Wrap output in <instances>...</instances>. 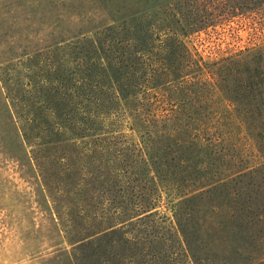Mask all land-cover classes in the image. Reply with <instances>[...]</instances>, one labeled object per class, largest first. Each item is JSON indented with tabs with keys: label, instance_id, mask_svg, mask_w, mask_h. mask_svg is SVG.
Listing matches in <instances>:
<instances>
[{
	"label": "trees",
	"instance_id": "1",
	"mask_svg": "<svg viewBox=\"0 0 264 264\" xmlns=\"http://www.w3.org/2000/svg\"><path fill=\"white\" fill-rule=\"evenodd\" d=\"M143 2L0 0L4 143L28 154L35 201L71 246L30 255L264 264V44L205 60L181 35L210 25L207 0Z\"/></svg>",
	"mask_w": 264,
	"mask_h": 264
},
{
	"label": "rangeland",
	"instance_id": "2",
	"mask_svg": "<svg viewBox=\"0 0 264 264\" xmlns=\"http://www.w3.org/2000/svg\"><path fill=\"white\" fill-rule=\"evenodd\" d=\"M60 2L61 0H52ZM165 0H148L146 6L163 4ZM208 8L201 18L209 24L198 30L188 31L181 35L184 42L205 60L216 59L239 49L264 44V0H207ZM189 9V10H186ZM193 8H182L189 12ZM194 11V10H193ZM202 14V13H201ZM193 14H186L191 20ZM225 116L233 117L231 129L234 139L244 146L247 152L255 150L253 139L248 135L245 126L239 122L231 108L227 107ZM128 123L124 124L129 132ZM231 128V124H229ZM5 132L0 127V264H41L30 255L31 248L62 247L70 250L71 246L50 223V214L45 210L43 200L37 202L35 179L30 176L28 154L17 150L13 145L4 143ZM253 156V155H250ZM28 172L25 178L19 172ZM174 202L163 201L159 211L172 216ZM39 229L34 238V229ZM35 245H31V242ZM61 241L59 244L54 243Z\"/></svg>",
	"mask_w": 264,
	"mask_h": 264
}]
</instances>
